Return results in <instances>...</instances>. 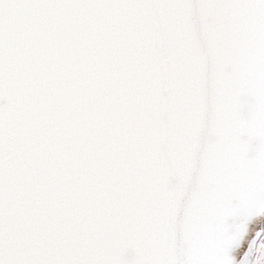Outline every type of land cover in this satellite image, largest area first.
Returning <instances> with one entry per match:
<instances>
[{
	"label": "snow or ice",
	"instance_id": "6c2138e0",
	"mask_svg": "<svg viewBox=\"0 0 264 264\" xmlns=\"http://www.w3.org/2000/svg\"><path fill=\"white\" fill-rule=\"evenodd\" d=\"M0 264H264V0H0Z\"/></svg>",
	"mask_w": 264,
	"mask_h": 264
}]
</instances>
